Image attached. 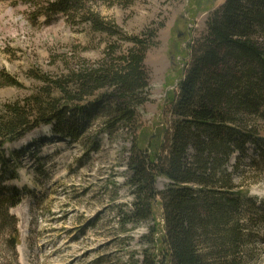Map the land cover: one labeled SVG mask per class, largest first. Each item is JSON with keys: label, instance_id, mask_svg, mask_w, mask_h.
I'll use <instances>...</instances> for the list:
<instances>
[{"label": "rangeland", "instance_id": "obj_1", "mask_svg": "<svg viewBox=\"0 0 264 264\" xmlns=\"http://www.w3.org/2000/svg\"><path fill=\"white\" fill-rule=\"evenodd\" d=\"M49 1L0 0V116L7 105L27 102L25 113L34 118L35 96L43 107L57 100V109L66 111L62 132L55 122H40L0 149V210L13 217H0V264H145L160 247L149 229H158L157 239L163 221L155 204L152 218L121 222L133 201L132 143L146 147L161 139L188 44L224 0H80L69 16L47 14L42 7ZM90 11L114 23L119 35L93 30ZM134 35L149 43L146 101L137 109L134 132L122 122L107 132L104 111L88 112L94 97L69 102L52 81L95 65L109 43L124 50L130 46L126 37ZM259 105V114L241 118L264 143V102ZM72 130L75 136L65 134ZM193 154L190 149L188 159ZM224 166L244 199L253 200L246 212L252 219L249 249L257 254L254 264H264V147L250 140L243 153L233 149ZM168 183L160 175L155 187ZM12 199L18 201L14 207L6 204Z\"/></svg>", "mask_w": 264, "mask_h": 264}, {"label": "trees", "instance_id": "obj_2", "mask_svg": "<svg viewBox=\"0 0 264 264\" xmlns=\"http://www.w3.org/2000/svg\"><path fill=\"white\" fill-rule=\"evenodd\" d=\"M79 2L53 0L42 8L47 14L69 16ZM88 22L96 32L120 33L93 11ZM126 40L130 46L124 50L109 43L95 65L52 81L69 102L94 97L88 112L104 111L107 132L120 122L134 132L137 109L146 101L144 59L149 43L138 35ZM188 51L183 77L167 102L169 123L161 139L146 147L132 143L128 168L133 201L121 222L146 221L155 204L160 206V236L154 239L158 229H149L159 251L145 264H254L257 254L249 249L252 219L246 213L254 203L244 199L224 165L233 149L243 153L250 140L264 147L256 141L253 126L241 118L259 114L264 102V0H224L210 13L206 30L188 44ZM55 101L43 107L44 102L33 97L30 102L37 110L32 119L25 113L27 102L7 105L0 116V149L40 122H55L62 132L66 111L57 109ZM65 134L75 136L73 130ZM190 149L194 154L188 159ZM160 175L169 180L162 190L155 187ZM17 202L6 204L14 207ZM0 217L3 222L13 219L1 210ZM17 240L15 230L12 249Z\"/></svg>", "mask_w": 264, "mask_h": 264}, {"label": "bare ground", "instance_id": "obj_3", "mask_svg": "<svg viewBox=\"0 0 264 264\" xmlns=\"http://www.w3.org/2000/svg\"><path fill=\"white\" fill-rule=\"evenodd\" d=\"M19 212L21 213V212H22V210H21V209H19Z\"/></svg>", "mask_w": 264, "mask_h": 264}]
</instances>
